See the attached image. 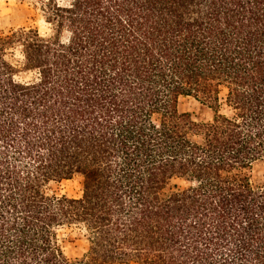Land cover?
Wrapping results in <instances>:
<instances>
[{
	"label": "trees",
	"instance_id": "16d2710c",
	"mask_svg": "<svg viewBox=\"0 0 264 264\" xmlns=\"http://www.w3.org/2000/svg\"><path fill=\"white\" fill-rule=\"evenodd\" d=\"M41 10L48 32L0 31V264H264V0Z\"/></svg>",
	"mask_w": 264,
	"mask_h": 264
},
{
	"label": "rangeland",
	"instance_id": "374dc122",
	"mask_svg": "<svg viewBox=\"0 0 264 264\" xmlns=\"http://www.w3.org/2000/svg\"><path fill=\"white\" fill-rule=\"evenodd\" d=\"M42 0H0V31L6 32L13 28L22 26H37L42 33L48 32L49 27L44 20L41 10ZM18 53L16 57L18 58ZM179 109L188 112L196 122L211 120L213 110L209 105L202 103L193 96H181ZM223 112H229L228 108L221 107ZM252 183L264 184V161L253 164L250 169ZM58 194L77 197L82 193V179L80 176L63 180L52 185ZM64 252L67 256L74 258L81 256L87 248L88 241L85 231L79 227L63 228L59 232ZM135 264V263H127Z\"/></svg>",
	"mask_w": 264,
	"mask_h": 264
}]
</instances>
